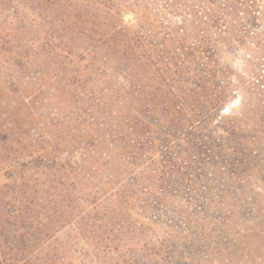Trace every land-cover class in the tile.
I'll list each match as a JSON object with an SVG mask.
<instances>
[{"label": "rangeland", "instance_id": "1", "mask_svg": "<svg viewBox=\"0 0 264 264\" xmlns=\"http://www.w3.org/2000/svg\"><path fill=\"white\" fill-rule=\"evenodd\" d=\"M211 1L169 0V3H166V0H113L116 9L120 11V25L130 34L138 32L149 39L162 42L164 32L174 27L178 31V34H174V39H179L175 41V46L183 42L188 46L209 47L220 70L228 72V78L236 85V91H233L221 106L222 118L217 114L202 131L212 133L216 141L220 135L223 138V142L220 141L223 144V149L220 150L222 153H217L213 148L211 154L214 155L215 161H210L213 163L212 167L206 171L209 178V189L206 191L211 200L209 212L199 209L202 205L200 202V213L188 209V203L192 199L189 194L182 193L175 198H157L153 184L158 182L159 173L144 166L135 167L136 172L132 174L137 173L142 179H137L132 184L137 190H143L147 194L129 193L126 197L127 219L139 231L144 230V241L139 245L145 246L147 251L143 255L132 257L130 252L135 245L131 244L126 248L125 244L129 242H125V238L121 242L116 238V244L122 245L121 253L125 254L120 258L114 245L110 248L103 246L107 241L104 238L102 247H99L100 251L104 252L100 253L99 258L96 256L94 259H87L88 256L82 254L87 250L86 247L92 246L83 240L86 236L82 232L86 229L109 230L113 227L97 220L101 217L97 212L102 209H93L85 199L93 198L98 192L92 188L90 181L84 180L83 199L76 202V211L67 209L66 215L69 214L70 217L63 226L61 235L62 240L73 249L68 253L67 262L85 264L82 262L85 261L89 264L90 260H94L92 264H123L120 261L122 259L127 260V264H264V133L259 130L257 124L261 104L264 102L259 99L264 86L253 78L258 63L264 60V0ZM0 3V211L6 219L10 218L11 223H14L20 202L11 199L9 191L16 177L18 187L23 182L20 178L21 167L29 168L26 173L32 179L31 186L36 190V194H33L35 202L39 203L37 209L32 208L33 211L31 209L29 213L37 217L35 226L30 230L36 234V226L42 228L41 221L48 223L45 220V212L52 209L46 205L48 199L43 196L49 190V187H46L48 177H41L35 170L47 172L42 164L52 163L49 159L54 156V145L59 149V159L63 160L68 149L77 145L81 139L87 138L84 130L93 132L86 119L99 115L96 105L92 107L84 104L83 107L89 115L85 114V118L83 113L82 121L79 120L78 113L81 111L79 108L78 112L76 108L81 107L82 101L76 104L77 93L85 91L71 84L72 74L78 73L73 70L98 61L90 51L98 44L87 37L75 39L76 43L71 44L74 51L73 60L70 61L59 48L44 52L42 43L47 41L49 36L46 28L40 26L38 12L26 10L18 0H0ZM79 6L84 9L83 5ZM197 11L198 18L195 16ZM205 12L213 13L216 18L226 13L228 19L224 22L223 29L219 28L220 25L216 26L213 17L206 16ZM202 27L207 29L205 37L197 39V31ZM59 43V40L55 42ZM175 46L170 44L166 49L163 48L164 44H160L161 49L170 52L168 54L164 51L162 55H173ZM107 61L108 63L103 65L97 62V73L89 74L90 81H97L101 75H107V79H118L122 82L121 75L114 71V63L111 59ZM166 62L168 58L158 67L168 68ZM67 67L69 69H66ZM82 71L88 73L89 69L83 68ZM170 77L171 75L165 74L159 80L162 101L169 97L170 91H179L178 84ZM71 86L75 87L77 92ZM67 89L73 96L67 93ZM85 95H88L87 92ZM168 119L160 123V129L167 130V134L171 131L173 117ZM225 129H236L238 137L244 142V150L251 152L254 148L252 153L260 156L236 169L231 163V156L235 152L232 148L235 144L227 141L229 135ZM175 134L177 132L173 133ZM252 135H255V143L251 144L249 139ZM101 149L103 150V147ZM77 155L79 158V153ZM113 157L111 167L114 170L111 171L119 184L132 175L125 171L118 153ZM97 160L98 158L91 156L87 159V166L93 167L94 161ZM102 168L106 167L101 166L98 169L95 183L106 180L107 174ZM127 169L130 171L131 167ZM141 170L143 174L139 173ZM146 178L148 180H145ZM6 191L10 195H7ZM105 194L97 196L99 203L104 207L112 206L116 198L110 201L106 194L105 197L109 199L105 204ZM15 195L19 199L22 198L18 190ZM158 200L162 205L158 212H151L143 204L144 201L156 203ZM79 214L87 216L89 221L94 220L95 225L89 222L90 227L87 228L84 220L77 226L75 221ZM188 217L191 218V226L184 224ZM85 234L88 236V231H85ZM75 235L80 238L79 241ZM78 251H82V254L79 255ZM81 256L86 260H82Z\"/></svg>", "mask_w": 264, "mask_h": 264}, {"label": "trees", "instance_id": "2", "mask_svg": "<svg viewBox=\"0 0 264 264\" xmlns=\"http://www.w3.org/2000/svg\"><path fill=\"white\" fill-rule=\"evenodd\" d=\"M18 2L26 10L38 12L37 15L41 19L40 26L46 28L49 36V39L42 43L44 52L59 48L65 53L68 61L73 60L72 45L76 43L75 39L87 37L98 44L95 49H90L97 57V62L103 65L105 62L108 63L107 59H111L114 63V71L117 75H121L122 82L118 79H107V75H101L97 81L95 79L90 81L89 74L97 73L98 63L94 61L89 62V66L72 69L78 73L72 74L71 84L85 91V93H77L76 104L82 101L81 107L76 106L78 112L79 108L81 111L78 113L79 120L82 121L83 113L85 118L87 117L85 114L89 115L83 107L84 104L97 106L98 117L92 115L86 119L87 125L93 132L84 130L87 138L81 139L77 145L68 149L63 160L59 159V149L54 145L52 147L54 156L49 159L52 163L42 164L47 172L35 170L41 177H48L46 187H49V190L43 196L48 199L46 205L52 209L45 212V220L48 223L41 221L40 226L43 227L36 226L38 227L36 234L31 233L30 230L35 226L37 217L29 213L32 208L37 209L39 203L35 202L33 194H36V190L34 186H31L32 179L26 173L29 168L21 167L20 178L23 182L20 183V187L17 186L16 177L9 191L11 195L6 191L11 199L20 202L18 212L14 216V223H11L10 218L6 219L4 213L0 211V264H73L67 262L68 253L73 249L62 240L61 235H63V226L70 217L69 214L66 215L67 209L76 211V202L83 199L85 191H82V183L85 181H90L92 188L98 192L97 195H93V198L88 193L90 198L85 200L93 209H102L97 212V215L101 216L97 220L113 228L84 230L82 234L86 237L83 240L88 242L93 250L86 247L84 254L82 251H78V254L88 256L87 259H94L96 256L99 258L100 253L104 252L100 251L99 247H102L101 243L106 238L107 241L103 246L110 248L114 245L117 254L123 258L125 254L121 253L122 245L116 244V238L120 242L125 238V242H129L125 244L126 248L131 244L135 245L130 252L132 257L143 255L147 249L139 244L144 241V230L139 231L135 225H131L127 219L128 211L126 210L128 206L126 197L129 193L147 194L143 190H137L132 184L137 179L138 181L142 179L137 173L132 174L136 172L134 168L138 166H144L159 173L158 182L153 184L155 193L158 194L157 198H175L182 193L189 194L192 199L188 203V209H194L197 213H200L199 209H203L202 212H209L211 200L206 191L209 189L206 171L212 167L213 163L210 161L212 159L215 161L214 155L211 154L213 148L217 153H222L223 144L220 141L223 138L220 135L216 141L212 133L202 131L212 118H215L217 114L220 115L222 104L233 91H236V85L228 78V72L220 70L213 51L206 46H188L183 42L175 46V41L179 39H174V34H178L174 27L164 32L162 42L149 39L138 32L130 34L120 25V11L116 9L113 0H18ZM166 3H169V0H166ZM79 5H83L84 9ZM205 15L213 17L212 20L216 26L220 25V29H223L224 22L228 19L226 13L217 18L211 12H205ZM195 16L198 18V11ZM206 32L207 29L202 27L197 31L196 38L205 37ZM224 32L227 31L224 30ZM57 40L60 41L59 44H55ZM33 42L36 43L35 40ZM160 44H164L163 48L166 49L168 45H174L173 55L163 56L164 51L168 54L170 52L161 49ZM166 58H168L166 62L168 68L158 67ZM83 68H88V73H83ZM165 74L171 75L170 78L178 84L179 91L175 93L170 91L169 97L162 101L158 83ZM254 74L256 75L253 78L255 77L259 84L264 86V60L258 63ZM171 86L176 87V85ZM86 92L88 95H85ZM261 92L259 99L264 101V88ZM67 93L73 96L68 89ZM86 97L88 99L85 100ZM261 105L257 124L259 130L264 133V102ZM168 117H173L169 134L167 130L160 129V123L162 120H169ZM220 117L222 118L221 115ZM225 131L229 135L227 141L235 144L232 148L235 152L231 156V163L236 166V169L260 156L252 153L254 148L251 152L244 150V142L238 137L236 129L230 131L225 129ZM174 132L177 134L173 135ZM249 140L251 144L255 143V135H252ZM117 153L125 171L132 175L119 184L115 180V175L112 173L114 169L111 167L114 162L113 156ZM91 156L98 160L94 161L93 167H88L87 159ZM217 159H219L218 156ZM101 160L103 162H100ZM101 166L106 167L102 168L107 174L106 180L95 183L96 173ZM127 167H131V170L127 171ZM139 173L143 174V171ZM120 175L118 180L121 179ZM16 190L21 193V199L16 197ZM103 193L109 196L110 201L116 198L112 206L104 207L99 203L97 196ZM106 194L103 200L105 204L109 199L105 197ZM199 202L202 205L198 209ZM143 204L151 212H158L162 207L159 200L156 203L144 201ZM144 205L143 208H145ZM7 213L8 211L5 212ZM89 216L92 217L91 214ZM186 219L184 224L191 226V218ZM84 220L87 228L90 227V223L95 225L94 220L89 221L87 216L83 217L80 214L76 217V225L79 226ZM85 231H88V236ZM117 231L119 233H116ZM75 237L77 241L80 240L78 236L75 235ZM81 257L82 260H86L85 257ZM92 261L94 260H90L89 264H92ZM120 261L127 264L125 263L127 260ZM82 262L87 264L85 261Z\"/></svg>", "mask_w": 264, "mask_h": 264}]
</instances>
